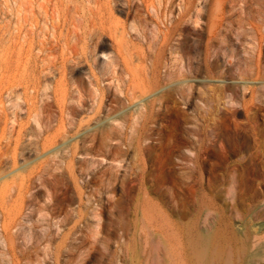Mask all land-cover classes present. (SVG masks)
Here are the masks:
<instances>
[{"label":"rangeland","instance_id":"1","mask_svg":"<svg viewBox=\"0 0 264 264\" xmlns=\"http://www.w3.org/2000/svg\"><path fill=\"white\" fill-rule=\"evenodd\" d=\"M178 2L0 0V264H264V0Z\"/></svg>","mask_w":264,"mask_h":264},{"label":"bare ground","instance_id":"2","mask_svg":"<svg viewBox=\"0 0 264 264\" xmlns=\"http://www.w3.org/2000/svg\"><path fill=\"white\" fill-rule=\"evenodd\" d=\"M177 1H179L178 2V7H179V11H178V15H180V18H181V20H179V21H181V22H185V18L188 16V15H199L200 16V13H201V8H199L198 6H196V3L197 4H200L201 3V0H177ZM200 2V3H198V2ZM205 1V0H204ZM212 2L211 3V5L214 3V6L215 7H213V8H211V12H209L210 14L209 15H215V16H217V15H224V18L226 19L227 18V16H225V15H234L235 13H233L234 11H237V13H236V15H242L243 14V12H242V7L240 6L239 8H236L233 4L231 5V3H230V5H228V7L226 6L227 5V3L228 2H234V1H236V0H209V2ZM158 2H159V0H158ZM238 2H240V1H238ZM241 3H242V1H241ZM204 4H206V3H204ZM243 4V3H242ZM240 5V4H239ZM159 6V5H158ZM238 6V5H237ZM243 6V5H242ZM245 6V5H244ZM178 7L176 8V9H178ZM200 7H202V5L200 6ZM206 7V6H205ZM212 7V6H211ZM209 8V7H208ZM228 8V9H227ZM244 8V7H243ZM242 9V10H241ZM250 10V9H249ZM246 12H248V13H250V14H252L251 13V11L249 12V11H246ZM256 12H257V10H256ZM248 13L247 14H245L244 13V15H248ZM207 14H208V12H207ZM255 14V13H254ZM257 14V13H256ZM243 15V16H244ZM215 16H213V17H215ZM191 17H194V18H191ZM189 16V18H191L190 19V22H193L194 23V21L196 22V20H193V19H195V17L196 16ZM218 18L216 19V18H214V19H216L215 21H213V25H212V27H211V29L209 30V35H208V37H207V40H205V47L204 48H206L207 50H210L209 52H213V54H214V57H216L215 56V54L216 55H218V52H224L225 51V47H221L220 45H222V41H221V44L218 46L217 44H215V43H213V38H214V36L216 35L217 36V32H219V30H220V26H221V24L223 23V17H220L219 18V16H217ZM230 17V16H229ZM258 17V16H257ZM247 18V17H246ZM197 19V18H196ZM224 19V20H225ZM263 19V18H262ZM230 20V19H229ZM238 20V19H237ZM242 20V19H241ZM202 21V20H201ZM210 21V20H209ZM258 21V20H257ZM181 22H179V23H181ZM187 22H189V19H188V21H186V23ZM198 22V21H197ZM196 22V23H197ZM200 22V21H199ZM203 22V21H202ZM241 22V21H240ZM192 23V24H193ZM238 23V22H237ZM248 23L250 24V21H248ZM257 23H259V22H257ZM261 23V22H260ZM182 24H185V23H182ZM209 24V23H208ZM231 24V23H230ZM247 24V23H246ZM262 24V23H261ZM178 25V24H177ZM197 25H199V24H197ZM248 25V24H247ZM200 26V25H199ZM245 26V25H244ZM248 26H250V27H252L251 26V24L250 25H248ZM247 26V27H248ZM224 27V26H223ZM262 27V26H261ZM207 28H209V26L207 27ZM198 29V28H197ZM241 29V28H240ZM243 29V28H242ZM251 29V28H250ZM250 29H249V31H250ZM255 29V28H254ZM208 30V29H207ZM247 30V29H246ZM252 30V29H251ZM259 30V29H258ZM179 31H181L182 33H180V34H183L184 33V31H185V29H184V27H182ZM221 31V30H220ZM263 31V30H262ZM252 32H254V31H252ZM255 33V32H254ZM256 34V33H255ZM254 34V35H255ZM183 36V38H184V35H182ZM181 36V37H182ZM253 36V35H252ZM256 36V35H255ZM255 36H253V37H255ZM226 37V36H225ZM257 37V36H256ZM181 39V38H180ZM254 39V38H253ZM256 39V38H255ZM261 40V39H260ZM263 40V39H262ZM226 41V40H225ZM253 41V40H252ZM184 42V41H183ZM217 42H220L219 40L217 41ZM261 42L262 41H259V40H255V42L254 43H256V45L255 44H253L254 46H256L255 47V49L257 48V50L258 51H260V49H261ZM181 43H182V41H181ZM180 43V44H181ZM262 43H264V42H262ZM184 44V43H183ZM204 45V44H203ZM181 46V45H180ZM184 46V45H183ZM253 46V47H254ZM252 47V48H253ZM181 49H182V46H181ZM208 52V51H207ZM205 53V52H204ZM258 53V52H257ZM206 54H209V53H206ZM254 54H255V52H254ZM257 55H259V53L257 54ZM256 55V56H257ZM184 56V55H183ZM255 56V55H254ZM210 57V56H209ZM214 57H210V58H213V59H215ZM203 58H206V60H207V58L208 57H203ZM256 58H258L257 60H256ZM254 60H256L257 62L255 63V66H254V64H253V66L251 67V69L247 66L246 68H249L250 70H248V71H252V69H253V67H255L256 68V71H255V74L256 75H258V78L259 77H261V76H259V72L262 70L261 68H263V67H261V63H260V60H259V58H260V56H257ZM228 62V61H227ZM226 62V63H227ZM254 62V61H253ZM231 63V62H230ZM204 64H206V63H204ZM203 64V65H204ZM208 64V63H207ZM230 65V64H229ZM249 66H251V64L249 65ZM254 68V69H255ZM210 69V68H209ZM259 69V70H258ZM261 69V70H260ZM238 70H240V69H238ZM244 71L246 70V69H243ZM212 71V70H211ZM224 71V70H223ZM244 71H240V72H244ZM209 72V71H208ZM239 72V71H238ZM263 72V71H262ZM212 73V72H211ZM247 73V72H246ZM209 74L210 73H208V76H209ZM243 74H245V73H243ZM249 74V73H248ZM223 75V74H222ZM238 75H242V74H239L238 73ZM247 75V74H246ZM250 75V74H249ZM252 75H254V72L252 71ZM252 75H251V78H252ZM247 77H249V76H247ZM241 78H242V76H241ZM258 78H256V79H258ZM254 79H255V75H254ZM242 81V80H241ZM256 81V80H255ZM259 81V80H258ZM257 81V82H258ZM250 82H252V80L250 81Z\"/></svg>","mask_w":264,"mask_h":264}]
</instances>
